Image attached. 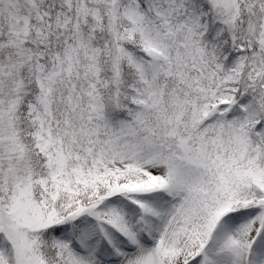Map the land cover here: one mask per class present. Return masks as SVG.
<instances>
[{
    "label": "snow or ice",
    "instance_id": "snow-or-ice-1",
    "mask_svg": "<svg viewBox=\"0 0 264 264\" xmlns=\"http://www.w3.org/2000/svg\"><path fill=\"white\" fill-rule=\"evenodd\" d=\"M0 264H264V0H0Z\"/></svg>",
    "mask_w": 264,
    "mask_h": 264
}]
</instances>
